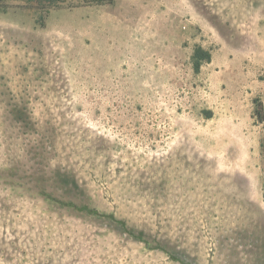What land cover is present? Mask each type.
<instances>
[{
  "label": "rangeland",
  "instance_id": "1",
  "mask_svg": "<svg viewBox=\"0 0 264 264\" xmlns=\"http://www.w3.org/2000/svg\"><path fill=\"white\" fill-rule=\"evenodd\" d=\"M88 1L0 0V264H264V0Z\"/></svg>",
  "mask_w": 264,
  "mask_h": 264
},
{
  "label": "trees",
  "instance_id": "2",
  "mask_svg": "<svg viewBox=\"0 0 264 264\" xmlns=\"http://www.w3.org/2000/svg\"><path fill=\"white\" fill-rule=\"evenodd\" d=\"M86 1H88V0H86ZM91 1L94 2L95 4H107V3H111L112 2V0H91ZM17 113L19 115H22L24 112H23V110H18ZM259 117H261V116H259ZM16 119H18V117Z\"/></svg>",
  "mask_w": 264,
  "mask_h": 264
}]
</instances>
